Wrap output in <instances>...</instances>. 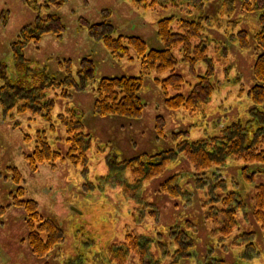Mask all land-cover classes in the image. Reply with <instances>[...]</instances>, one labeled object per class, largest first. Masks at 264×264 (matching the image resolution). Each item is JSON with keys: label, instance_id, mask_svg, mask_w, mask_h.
<instances>
[{"label": "rangeland", "instance_id": "1", "mask_svg": "<svg viewBox=\"0 0 264 264\" xmlns=\"http://www.w3.org/2000/svg\"><path fill=\"white\" fill-rule=\"evenodd\" d=\"M227 8L233 12L225 13ZM185 9H137L130 0H67L58 11L53 8L41 11V16L55 13L64 28L59 37L48 33L37 46H26L25 59L46 68L59 79L64 74L58 63L69 61L75 81H78L80 62L89 59L94 76L85 90L71 89L66 99L55 98L54 92H50L49 97L54 100L50 122H45L39 113L9 112L0 105V264H114L106 257V249L111 244L122 243L126 230L154 237L159 231L166 236L169 228L188 231L190 235L195 231L194 256L184 264H222L216 259L210 260L211 256L221 257L225 264H264V228L254 222L251 214L254 185L264 183V175L256 173L252 181L245 180L241 174L243 161L230 160L224 167L204 175L198 172L195 177L196 172L180 156L160 175L136 188L129 171L121 177L110 168L114 160L175 149L178 141L208 138L229 123L248 119V110L253 105L246 92L255 83L252 74L255 55L238 48L235 42L227 44L223 36L227 24L220 29L216 25L228 17L227 26L245 31L251 40L258 29L257 14L243 12L240 0H203V15L213 18L224 15L223 21L215 22L205 33L227 45L226 57L221 52L208 53L213 58L216 82L212 98L202 110L189 113L184 109L165 108L162 91L154 81L156 77L166 78L169 72H165L144 77L139 93L144 108L139 118L92 114L93 83L100 78L139 76L140 67L137 59H112L104 45L90 35L88 26L107 23L113 35H135L148 47L159 50L163 44L156 38L157 21L175 14L183 18L196 16V13L186 15ZM34 17L35 12L23 0H0V64L7 65L8 75L15 73L11 43ZM172 54L177 60L175 73L183 79L178 93L187 96L197 82L196 76L204 75L207 66L203 62L193 67L183 63L177 49ZM176 93L168 91L169 96ZM66 106L82 113L84 131L91 138L88 161L85 165L57 161L54 166L42 164L37 171H32L24 156L31 152L33 142H26L24 135L33 140L37 130H45L52 148L65 154V135L56 118ZM156 123L160 124L163 135L157 134ZM51 125L56 130H51ZM174 132L181 133L177 142L173 139ZM250 167L257 172L264 171V164ZM12 168L21 176L18 183L13 180ZM174 175L179 176L178 184L183 192L177 198L160 189ZM18 187L24 190L21 199L35 201L39 213L52 219L63 231V242L56 244L44 258L33 256L24 242L25 213L11 205ZM231 192L239 195L245 205V209L236 213L237 226L232 234L240 235L241 240L240 246L233 248L227 240L220 241V235L214 232L224 217L219 213L224 208L220 203ZM140 212L142 218L135 222L132 213ZM125 264H139V260L132 254Z\"/></svg>", "mask_w": 264, "mask_h": 264}, {"label": "trees", "instance_id": "2", "mask_svg": "<svg viewBox=\"0 0 264 264\" xmlns=\"http://www.w3.org/2000/svg\"><path fill=\"white\" fill-rule=\"evenodd\" d=\"M67 0H23L35 12L33 22L24 26L11 43V54L14 75H8L7 65L0 64V105L3 110L16 113H39L45 122L52 120L51 113L54 100L49 97L50 92L58 99L70 97L69 91H83L87 84L93 81V66L89 59L80 62L77 71L78 81L73 77L72 65L69 61L59 62V68L64 76L57 78L48 72L46 68L31 63L24 56V49L30 44L38 45L45 34L52 33L59 37L62 28L61 19L55 13L41 16V11H50L53 8L58 11ZM137 9L155 10L157 8L185 9V14L194 18H183L171 15L156 23V38L163 44L162 49H153L147 46L143 39L135 35H113L111 26L107 23L88 26L90 35L100 41L107 49L112 59H126L127 61L139 60V76H121L115 78H100L92 85L94 94V105L92 114L95 116H122L130 119L139 118L142 114L144 104L139 96L143 87L145 76L155 74L160 76L165 72L169 75L164 79L155 78L164 96L166 109L175 111L184 109L194 113L206 106L215 91V71L213 58L209 52L215 54L221 52L226 57V45L235 42L238 48L251 51L255 55L252 65V74L255 79L254 85L246 92V97L252 102V108L248 110V119L235 121L222 127L218 134L198 141L187 139L178 141L180 132H174L173 139L176 140L175 149L162 151L156 154H140L128 160H114L110 164L111 171L123 176L129 171L133 176V188L142 185L147 180L160 175L167 165L177 161L183 156L192 169L204 175L205 172L224 167L230 160L244 162L241 174L247 181H252L256 173L264 175L263 170L258 172L251 165L264 164V0H240V9L245 13L257 14L258 29L252 34L251 40L245 31L230 29L228 17L223 21L224 15L214 18L203 15V0H130ZM189 9V10H188ZM225 9V13H232ZM199 13V15H197ZM224 13V14H225ZM226 15V14H225ZM219 22L220 24H215ZM228 25H226V24ZM220 29L226 25L224 38L227 44L215 40L210 34L205 33L207 28L215 26ZM177 49L181 53V61L192 67L203 62L207 67L202 76H196L197 82L190 88L187 96L178 93L183 84V79L175 73L177 60L172 51ZM168 91L177 92L169 96ZM57 124L65 135L64 143L67 146L65 154L53 149L52 144L46 136L45 130H37L33 140L29 135H24L26 142H33L31 152L25 154L24 158L32 171H37L42 164L54 166L58 162H70L74 165L80 163L85 165L88 161L87 152L91 147V138L84 131L83 116L74 107L66 106L57 116ZM51 130H56L51 125ZM157 134H162V128L156 123ZM57 144V143H56ZM55 145V144H54ZM99 152L102 150L98 149ZM13 180L18 183L21 176L13 169ZM19 176V177H18ZM179 176L174 175L161 184V191L171 198H177L183 194L179 188ZM24 190L17 188L16 194L12 195L14 207L22 209L25 213V225L27 243L33 256L37 258L46 257L52 248L64 240L62 229L50 218L43 217L38 209L37 203L31 199H21ZM253 207L251 210L254 222L264 228V183L254 185ZM215 201H212V203ZM224 208L219 212L223 218L219 220L216 227L217 234L221 240H227L231 248L240 246V235H233L237 226V210L245 209L243 200L236 193L227 194L220 203ZM135 222H140L142 212L135 215ZM215 222V220H213ZM191 225L189 222H185ZM127 227V226H126ZM173 230V231H171ZM190 233L180 229L169 228L168 232L157 233L154 237L135 234L132 230H126L123 242L111 244L106 249V257L114 264H125L130 255L138 258L139 264L145 258L151 264H184L192 258L195 242V231ZM251 234H248V236ZM211 235L210 237H212ZM213 237L212 240L213 241ZM23 240V239H22ZM23 242V241H22ZM221 243H219L220 245ZM153 249H157L159 256L156 258ZM224 249V246H222ZM210 260L221 257L211 256Z\"/></svg>", "mask_w": 264, "mask_h": 264}, {"label": "flooded vegetation", "instance_id": "3", "mask_svg": "<svg viewBox=\"0 0 264 264\" xmlns=\"http://www.w3.org/2000/svg\"><path fill=\"white\" fill-rule=\"evenodd\" d=\"M160 233H161V231H159ZM159 232H156V233H154V235H156L157 233H159ZM153 251H154V254H155V256H156V258L159 256V253H158V251H157V249H153ZM220 261V263H222V264H225L226 262L223 260V259H219ZM146 261V262H145ZM143 262H145L146 264L147 263H150L149 262V259H147V258H145V260L143 261ZM151 264V263H150Z\"/></svg>", "mask_w": 264, "mask_h": 264}]
</instances>
